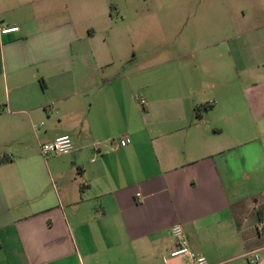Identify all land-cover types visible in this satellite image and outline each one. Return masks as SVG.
I'll return each instance as SVG.
<instances>
[{
  "label": "crops",
  "instance_id": "obj_1",
  "mask_svg": "<svg viewBox=\"0 0 264 264\" xmlns=\"http://www.w3.org/2000/svg\"><path fill=\"white\" fill-rule=\"evenodd\" d=\"M110 8L0 0V264H194L175 225L210 264H264V18L210 12L199 64L143 71Z\"/></svg>",
  "mask_w": 264,
  "mask_h": 264
},
{
  "label": "rangeland",
  "instance_id": "obj_2",
  "mask_svg": "<svg viewBox=\"0 0 264 264\" xmlns=\"http://www.w3.org/2000/svg\"><path fill=\"white\" fill-rule=\"evenodd\" d=\"M105 2L111 6L114 15L111 25L118 24L124 27L123 33L136 45L141 55L140 68L143 71L154 62L163 66L168 64L172 68H177L185 62H191V65L199 64L195 56L199 57V54L201 56V51H198L199 42L201 43V18L210 12L221 18H230V7L235 6L238 11L245 9L257 24H260V21H257L259 18H264V7L262 8L264 0H105ZM253 42H257L254 47L260 44L259 41ZM191 52L194 54L188 56L186 60L175 59L182 54L190 55ZM149 57L155 61L150 62ZM202 112H205V109Z\"/></svg>",
  "mask_w": 264,
  "mask_h": 264
},
{
  "label": "built area",
  "instance_id": "obj_3",
  "mask_svg": "<svg viewBox=\"0 0 264 264\" xmlns=\"http://www.w3.org/2000/svg\"><path fill=\"white\" fill-rule=\"evenodd\" d=\"M19 31L18 27H7L2 29L3 34L13 33ZM141 104L145 105L146 101L141 100ZM121 147H127L132 144V139L128 136L122 137L119 141ZM75 149L74 140L70 135H63L58 137L53 142L47 143L42 146V153L45 156H64L71 154ZM173 235L175 238V246L170 252L171 258H177L181 256L188 257L194 264H210L208 260L195 252H193L188 245L187 237L180 225L173 227ZM246 258L252 262L259 260L257 251L248 252L245 255ZM220 264H227L226 262Z\"/></svg>",
  "mask_w": 264,
  "mask_h": 264
},
{
  "label": "trees",
  "instance_id": "obj_4",
  "mask_svg": "<svg viewBox=\"0 0 264 264\" xmlns=\"http://www.w3.org/2000/svg\"><path fill=\"white\" fill-rule=\"evenodd\" d=\"M196 114H197V116L200 117V115H199V114H200V109H199V107L196 108Z\"/></svg>",
  "mask_w": 264,
  "mask_h": 264
}]
</instances>
